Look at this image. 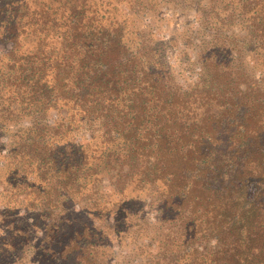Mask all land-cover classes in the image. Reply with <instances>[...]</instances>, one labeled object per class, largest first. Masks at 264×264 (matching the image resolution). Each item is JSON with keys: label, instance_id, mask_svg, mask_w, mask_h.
Segmentation results:
<instances>
[{"label": "trees", "instance_id": "16d2710c", "mask_svg": "<svg viewBox=\"0 0 264 264\" xmlns=\"http://www.w3.org/2000/svg\"><path fill=\"white\" fill-rule=\"evenodd\" d=\"M178 1L207 30L185 86L108 1L0 0V186L25 193L0 264H107L95 220L142 231L140 264H264V0Z\"/></svg>", "mask_w": 264, "mask_h": 264}, {"label": "rangeland", "instance_id": "374dc122", "mask_svg": "<svg viewBox=\"0 0 264 264\" xmlns=\"http://www.w3.org/2000/svg\"><path fill=\"white\" fill-rule=\"evenodd\" d=\"M101 1L104 3L108 1L106 4L110 9L109 12L114 13L115 11L116 17H121L118 12L120 8L123 11H128L130 13L129 22L134 21L144 34L150 37L152 41L160 44V58L175 84L185 86L195 81L197 68L192 65V62H195L196 52L203 39L201 31H207L203 28L198 31L200 26H198L199 15L197 13L179 3L178 0ZM133 11L137 12L136 16L135 13H132ZM80 140L81 138L76 139V141ZM5 141L4 137H0L1 143ZM4 155V151H1L0 166ZM101 188L107 190L108 186L103 183ZM6 191L0 186V209L13 208L18 217L24 216L23 199L25 193L19 192L17 196L10 199V190ZM112 201H114L112 197H104L103 202L107 204L106 210H108ZM148 203L147 201L145 205L143 202L137 203L132 208L134 209V216L138 218V223L143 228H146V223L153 224L157 215L156 210L150 207ZM94 224L102 228L103 233L110 239V244L105 249L107 264H140L145 261L148 248L141 230V233L120 232L118 234L120 229L106 228L105 221L95 220ZM5 227H7V223L1 222L0 215V234L3 235ZM40 233V231H37V236Z\"/></svg>", "mask_w": 264, "mask_h": 264}]
</instances>
